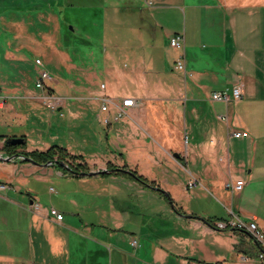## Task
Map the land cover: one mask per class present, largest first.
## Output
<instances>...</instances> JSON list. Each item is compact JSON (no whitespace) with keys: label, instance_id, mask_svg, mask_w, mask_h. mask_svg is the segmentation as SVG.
<instances>
[{"label":"crops","instance_id":"1","mask_svg":"<svg viewBox=\"0 0 264 264\" xmlns=\"http://www.w3.org/2000/svg\"><path fill=\"white\" fill-rule=\"evenodd\" d=\"M110 1L106 18L122 31L132 27L140 44L108 52L105 78L94 85L70 83V98L99 100L102 107L106 95L112 112L123 97H133L140 105L129 109L116 127L103 120L115 128L119 156L101 158L95 153L87 159L79 154L82 159L77 162L87 163L90 170L107 169L110 162L137 171L145 162L143 168L152 172V178L142 175L157 184L153 190L167 192L174 207L162 196L160 220L159 212L153 211L157 218L147 222L142 212L121 204L126 203L125 195L71 196L75 209H57L63 214L58 220L41 206L40 187L55 175L69 177L64 166L10 154L4 149L9 137H23L27 151L47 149L29 145L24 134L0 132V185H6L0 186V264H264L251 236L218 229L204 220L256 221L264 229V3ZM177 34L184 41L174 47L170 41ZM179 60L185 61V71L176 66ZM235 86L242 87L240 99L224 103L211 98L214 92H231ZM48 90L56 95L48 85L44 90L30 84L0 85L4 100L0 129L14 118L29 119L23 108L32 105L24 101L43 105ZM61 97L63 109L68 98ZM105 113L104 118L109 116ZM233 131L248 135L235 137ZM181 148L185 162L165 159L170 152L177 157ZM179 167L185 172L182 176L173 172ZM113 176L109 182L117 188ZM229 180L245 184L233 192L226 188ZM190 181H195L192 188ZM177 187L181 196L169 190ZM153 198L157 197L148 199ZM195 199L197 207L190 204Z\"/></svg>","mask_w":264,"mask_h":264},{"label":"rangeland","instance_id":"2","mask_svg":"<svg viewBox=\"0 0 264 264\" xmlns=\"http://www.w3.org/2000/svg\"><path fill=\"white\" fill-rule=\"evenodd\" d=\"M252 1L264 3V0ZM111 6L110 0H0V85L34 86L42 68L36 64L39 58L50 72L51 80H46L47 85L54 88L56 95L68 98V105L60 111L24 101L32 105L30 109L23 108V111H28L29 119L19 122L20 119L14 118L6 125L1 124V133L24 134L28 137V144L40 150L65 146L68 152L83 154L87 159L95 153L110 159L113 154L120 155V142L113 136L115 128L112 130L103 122L106 113L101 111V101L70 98L73 94L70 83L94 85L105 78L108 52L118 53L125 47L134 49L140 44L135 41L132 27L122 31L114 20L106 18ZM118 123L113 122V127ZM177 154V157L173 152L164 155L169 161L178 159L185 162L183 148ZM144 166L145 162L139 163V173L152 178V172ZM65 170L69 177L55 175L40 187L43 195L41 206L43 204L49 210L54 207L62 212L73 211L75 208L69 202L71 196L101 197L117 193L128 197L126 203L121 204L134 213L142 212L147 222L157 218L153 211L159 212L160 220L162 195L158 191L144 187L145 190L140 191L139 183L130 182L133 180L127 176L112 175L118 179V187L113 188L109 182L111 175L77 178L73 172ZM173 172L179 176L185 173L180 167ZM22 187L26 188L25 185ZM50 187H54L56 192L51 193ZM22 190L26 194L25 189ZM169 190L173 195L182 194L179 187ZM150 195L157 198L149 200ZM98 201L102 205V200ZM105 204L106 201L104 209H107ZM190 204L197 207V200Z\"/></svg>","mask_w":264,"mask_h":264},{"label":"built area","instance_id":"3","mask_svg":"<svg viewBox=\"0 0 264 264\" xmlns=\"http://www.w3.org/2000/svg\"><path fill=\"white\" fill-rule=\"evenodd\" d=\"M184 41V37L181 34H177L171 38L170 44L174 47L180 46ZM36 64L42 67L39 71L38 78L35 82V86L40 89H47V82L46 80H51L50 72L49 70L44 66L41 59H36ZM176 66L185 71V61L179 60L176 62ZM105 85L102 84V88H104ZM242 96V87L241 86H235L233 90L230 92L228 90L224 91H217L214 92L211 96L213 100L216 101H222L224 103H229L232 100L240 99ZM42 100L44 101V104L50 108L52 111H56L59 106L62 103L63 98L61 96H57L54 93H52L50 90L47 91L46 94L42 96ZM102 111L107 112L109 116H106L103 120L106 124H111L112 122L119 121L122 116L126 115L129 111V109L139 106L140 103L133 97H123L120 101V103H114V110L112 112V109L110 107L111 100L108 96L102 97ZM0 104H4V100L0 98ZM223 120H226V117L221 116ZM235 137H242L248 135L247 131H233L231 133ZM195 184V181L189 182V187L192 188ZM245 182L244 180H229L226 183V188L236 192L242 189ZM1 188H5L6 185L1 184ZM51 191H53V188H50ZM35 208H38L37 203H33L32 205ZM51 214L54 215L58 220L63 219V214L60 213L57 209L52 208ZM215 225L218 229H228L230 227L237 228L241 230H245L248 233H250L251 237L254 239L255 242H257L260 246L262 251L259 253V259L264 260V230L263 228L256 222V221H250V222H243L241 220H220L216 221ZM133 245L137 244L136 240L132 241Z\"/></svg>","mask_w":264,"mask_h":264},{"label":"trees","instance_id":"4","mask_svg":"<svg viewBox=\"0 0 264 264\" xmlns=\"http://www.w3.org/2000/svg\"><path fill=\"white\" fill-rule=\"evenodd\" d=\"M26 148V140L23 144H17V145H4V149L8 151L10 154H15L16 156H23V160H26V158H31L35 163L42 164V163H48L53 162L57 164L58 166H62V163H67L69 166L75 171L74 176H77L79 172L89 171L90 167L87 163L84 162H77V160L82 159V156L74 155L68 152V150L61 146H52L48 148L45 151H27ZM18 149H20L18 151ZM117 168L116 165L112 163L107 164V169L111 170L109 173H104L103 175H125L137 182H139L142 186L152 188L157 187V184H155L154 181H150L147 177L140 174L137 170H129L130 172H124V171H117L114 170ZM123 169H127V166H124ZM159 187V186H158ZM157 191L164 196L167 199L166 193L163 191V189L159 188ZM181 211V210H179ZM182 212V211H181ZM207 223L213 225L216 227L215 222L212 218L204 219ZM217 228V227H216ZM232 229L236 233H242L247 236H251L250 233H248L245 230L237 229V228H228ZM251 238V237H250ZM256 248L259 253L262 251L261 246L256 242Z\"/></svg>","mask_w":264,"mask_h":264},{"label":"water","instance_id":"5","mask_svg":"<svg viewBox=\"0 0 264 264\" xmlns=\"http://www.w3.org/2000/svg\"><path fill=\"white\" fill-rule=\"evenodd\" d=\"M58 111H60L61 110V108L59 107L58 109H57ZM25 142V139L23 138V137H9L7 140H6V142H5V144H8V145H17V144H23ZM19 157H21V158H25V157H23V156H19ZM1 158V157H0ZM13 157H8V159L7 160H11ZM26 160H28V161H31V162H34L31 158H26ZM35 163V162H34ZM49 164H52L53 162H48ZM62 165L64 166V168L65 169H67L68 171H70V172H75L69 165H67V164H65V163H62ZM114 170H117V171H124V172H130L131 173V171H129V170H126V169H123V168H115ZM111 170H108V169H100V170H92V171H88V172H80L79 174L80 175H83V176H87V175H90V176H92V175H97V174H104V173H109ZM165 192V191H164ZM166 193V195H167V198H168V200H169V202H170V204L174 207V204H173V201H172V199H171V197H170V195L167 193V192H165Z\"/></svg>","mask_w":264,"mask_h":264}]
</instances>
